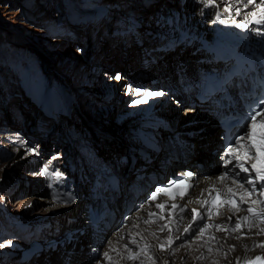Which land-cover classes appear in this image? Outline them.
I'll list each match as a JSON object with an SVG mask.
<instances>
[{
    "label": "rangeland",
    "instance_id": "1",
    "mask_svg": "<svg viewBox=\"0 0 264 264\" xmlns=\"http://www.w3.org/2000/svg\"><path fill=\"white\" fill-rule=\"evenodd\" d=\"M201 2L0 0V243L5 245L0 264L60 261L54 246L47 244L54 239L62 243L64 229L74 228L69 212L48 211L41 200L47 190L44 179L35 181L39 145L48 156L82 153L90 159L94 155L98 163L119 150L123 154L134 141L137 123L146 121L136 117L133 90L149 87L155 79L164 82L161 73L174 75L173 57L155 61L154 53L149 55L150 47L171 33L162 15L172 13L207 32V22L199 15ZM51 93L63 100V111H51ZM171 104L162 102L145 116L178 122L179 127L185 123L180 121L186 103H178L179 111ZM98 127L109 129V135ZM77 215L83 216L80 211ZM35 248L39 251L23 260ZM89 251L79 250L86 258L93 254ZM45 254L49 258L43 261ZM81 255L74 264L81 263Z\"/></svg>",
    "mask_w": 264,
    "mask_h": 264
},
{
    "label": "bare ground",
    "instance_id": "2",
    "mask_svg": "<svg viewBox=\"0 0 264 264\" xmlns=\"http://www.w3.org/2000/svg\"><path fill=\"white\" fill-rule=\"evenodd\" d=\"M202 1L201 7H215L219 8L223 12H227L224 10H228L233 12L234 14L239 13L241 17H245L250 14L258 13L263 14L264 10V0H214V3H209L208 0H198ZM200 15V12H199ZM178 18V16H175ZM186 25V24H185ZM189 26V25H187ZM190 27V26H189ZM193 28L198 29L197 26H191ZM201 31L206 32L205 29L200 28ZM209 31V30H208ZM207 31V32H208ZM147 58V56H144ZM153 87V86H152ZM162 93V95L156 96L151 95V93ZM134 93V105L137 109L136 112L139 115L136 117H142L149 122H155L157 119L161 121H168L165 118L158 116H145V114L153 111L154 109L160 108V104L165 101H170L171 108L175 111H179L181 109L180 105L176 100H172L163 89L160 88H149L144 86V88H138L133 90ZM194 115V109L185 108L181 122H185ZM135 116V115H134ZM135 117V118H136ZM144 121V120H143ZM140 124V123H139ZM132 127V126H130ZM143 127V125H142ZM158 130L164 129L163 127H157ZM135 129V128H134ZM214 138V137H213ZM212 141V140H211ZM120 158L125 157L123 159H119V163L123 167L130 166V158L124 156L121 151H119ZM188 156V155H187ZM186 156V157H187ZM121 161V162H120ZM191 161H193L191 159ZM178 165V164H177ZM180 168L178 171H183V163L179 164ZM171 169V170H170ZM173 169V170H172ZM176 167L173 165H168L169 171H175ZM212 170V168H211ZM215 171V170H214ZM264 171V169H262ZM37 183L41 184L43 181V177L38 174L37 179L35 180ZM33 183V182H32ZM124 187L127 188L126 185ZM48 211L54 212L64 209L60 205H57L49 200L48 196H44L41 199ZM152 206V205H151ZM150 206V207H151ZM149 208V206H146ZM152 208V207H151ZM70 213L69 218L72 220L73 228L76 225H83L84 228L87 229L86 224L83 221V216H76V212H79V206H75L71 210H66ZM155 212L161 213V209L159 207L154 208ZM226 210L223 211L222 215L218 217V219L214 220V225L212 227V232L214 233L213 238H204L206 240L202 243L199 238H194L192 240H188L186 243L184 240H180L178 246L174 248L171 247V250H168L167 246V237L168 232L163 230V227L159 223H151L144 224L141 227L134 226L131 231L138 232L139 236L144 237V244L150 248L149 252L140 253L138 249L133 250L130 248V245H134L139 247V241L135 238L133 239V233H129L124 227L123 232H126V238L124 241H120L117 238L109 241L108 244H105L109 238H103L102 244L103 249L99 251V256L95 257L96 254L89 251V254H92L90 258H86V256H82L79 250H74L76 257L74 260L70 261V264H74L77 258L81 255V263L89 264L91 260L96 261V263H102L105 259L107 264H261L264 263V227H256L252 225H247L245 223L238 224L239 219L236 216V213L225 214ZM137 218L140 216L144 221H149L148 217L145 213L138 212ZM83 215V214H82ZM224 215V216H223ZM138 221V220H136ZM64 237V235H61ZM66 237V236H65ZM114 237H117L116 235ZM82 239V237H81ZM106 239V240H105ZM217 241V244L215 243ZM158 244L163 245V249H158ZM72 246V244H71ZM65 249V248H64ZM126 249H131L134 252L131 253H139L137 259H131L129 254H124ZM107 253V255H105ZM71 254H68V256ZM103 258H99L101 256ZM177 255L174 260L173 256ZM69 256V258H72ZM259 258V259H258ZM78 263V264H81ZM105 264V263H104Z\"/></svg>",
    "mask_w": 264,
    "mask_h": 264
},
{
    "label": "snow or ice",
    "instance_id": "3",
    "mask_svg": "<svg viewBox=\"0 0 264 264\" xmlns=\"http://www.w3.org/2000/svg\"><path fill=\"white\" fill-rule=\"evenodd\" d=\"M208 2L211 4V3H214V0H208ZM249 2H251V0H249ZM115 79H120V77H119V76H116ZM151 95L159 96V95H162V93H159V92H157V93H151ZM257 115H260V113H257V114L253 115V116L250 118L251 121H253V124H252V129H253V131H252V135H251V137H249V138H253V137H255V135H256V132H255V128H256L255 121H256V117H257ZM243 139H244V137H241V140H243ZM253 147H256L257 155L259 156L261 150L264 149V134H262V138H261V141H260L259 146H257L256 143L254 142V143H253ZM241 167H242V166H241ZM257 171L259 172V169H258ZM260 179L264 180V176H260ZM248 183H251V181H248ZM158 207H159V205H158ZM193 211H195V210H193ZM9 243H11V242L9 241ZM4 246H5L4 244L0 243V248H2V247H4ZM105 255H107V253H105ZM258 259H259V258H258Z\"/></svg>",
    "mask_w": 264,
    "mask_h": 264
},
{
    "label": "water",
    "instance_id": "4",
    "mask_svg": "<svg viewBox=\"0 0 264 264\" xmlns=\"http://www.w3.org/2000/svg\"><path fill=\"white\" fill-rule=\"evenodd\" d=\"M101 129H103L106 132L110 131L109 129L106 130V128H103V127ZM143 130L144 128L139 123H137V126L133 130V133H139V132H142Z\"/></svg>",
    "mask_w": 264,
    "mask_h": 264
}]
</instances>
